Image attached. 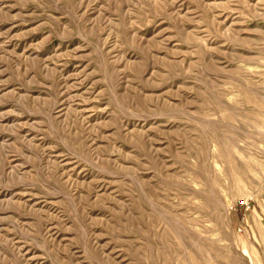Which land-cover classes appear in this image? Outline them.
Instances as JSON below:
<instances>
[{
    "label": "rangeland",
    "instance_id": "rangeland-1",
    "mask_svg": "<svg viewBox=\"0 0 264 264\" xmlns=\"http://www.w3.org/2000/svg\"><path fill=\"white\" fill-rule=\"evenodd\" d=\"M0 264H264V0H0Z\"/></svg>",
    "mask_w": 264,
    "mask_h": 264
},
{
    "label": "built area",
    "instance_id": "built-area-1",
    "mask_svg": "<svg viewBox=\"0 0 264 264\" xmlns=\"http://www.w3.org/2000/svg\"><path fill=\"white\" fill-rule=\"evenodd\" d=\"M251 201L252 199H243L237 203V206H241L245 213H248L251 210Z\"/></svg>",
    "mask_w": 264,
    "mask_h": 264
}]
</instances>
